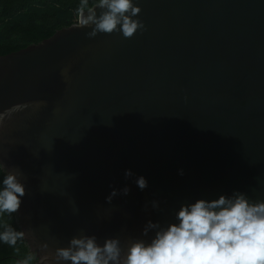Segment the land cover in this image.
Instances as JSON below:
<instances>
[{"label":"water","instance_id":"95a60500","mask_svg":"<svg viewBox=\"0 0 264 264\" xmlns=\"http://www.w3.org/2000/svg\"><path fill=\"white\" fill-rule=\"evenodd\" d=\"M139 6L130 39L74 22L0 55V159L26 177L15 220L52 249L81 231L148 241L147 221L197 199L264 200V0Z\"/></svg>","mask_w":264,"mask_h":264},{"label":"clouds","instance_id":"9594fccd","mask_svg":"<svg viewBox=\"0 0 264 264\" xmlns=\"http://www.w3.org/2000/svg\"><path fill=\"white\" fill-rule=\"evenodd\" d=\"M141 11L139 0H79L74 27L90 29L86 32L89 38L118 32L130 39L146 31L139 19ZM67 71L63 69L62 74ZM0 169L5 173L0 186V242L17 252L20 241L31 238L36 243V250L31 248L18 264H264V200L252 201L244 192L181 204L175 212L176 222L166 225L147 221L141 235L153 233L148 241L133 237L122 241L116 236L106 237L101 244L95 234L81 231L67 246L52 249L47 241H38L31 228L17 230L4 222L5 216L19 213L27 194L22 180L26 177L18 167H6L2 159ZM124 175L127 179L133 173L126 169ZM135 183L141 190L147 187L143 176ZM129 191L127 186L119 192L113 188L106 202ZM152 206L158 207L156 201Z\"/></svg>","mask_w":264,"mask_h":264},{"label":"trees","instance_id":"16d2710c","mask_svg":"<svg viewBox=\"0 0 264 264\" xmlns=\"http://www.w3.org/2000/svg\"><path fill=\"white\" fill-rule=\"evenodd\" d=\"M78 4L79 0H0V55L38 43L74 23ZM4 174L0 169V186ZM4 222L19 230L14 214ZM16 248L18 252L0 242V264H18L29 253L24 241Z\"/></svg>","mask_w":264,"mask_h":264},{"label":"bare ground","instance_id":"6f19581e","mask_svg":"<svg viewBox=\"0 0 264 264\" xmlns=\"http://www.w3.org/2000/svg\"><path fill=\"white\" fill-rule=\"evenodd\" d=\"M15 227V226H14ZM17 229V228H16ZM7 245V244H6ZM5 246V245H4ZM17 247V246H16ZM20 260V259H19Z\"/></svg>","mask_w":264,"mask_h":264}]
</instances>
